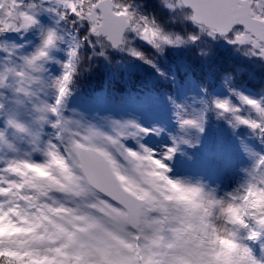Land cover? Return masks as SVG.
<instances>
[{"label": "clouds", "instance_id": "9594fccd", "mask_svg": "<svg viewBox=\"0 0 264 264\" xmlns=\"http://www.w3.org/2000/svg\"><path fill=\"white\" fill-rule=\"evenodd\" d=\"M48 3L56 5V15L65 13L55 0ZM29 5L19 9L0 0L3 18L15 24L13 32L35 27L23 28L20 13L31 11ZM41 46L42 40L26 55L3 49L9 59L0 64V152L9 157L0 164V264H250L243 249L264 240V168L256 161L226 192L201 180L170 178L164 163L169 150L175 149L174 156L180 144L194 146L180 139L160 158L152 152L146 161L150 183L146 188L128 185L132 214L115 217L84 172L101 170L93 167L90 153L72 143L73 132L84 147L99 138L89 134L87 125L63 128L61 117L68 119L57 101L65 69L60 78L45 79L47 49L34 65L27 63ZM72 83L73 78L63 102ZM102 171L111 186L124 188L126 182L115 172Z\"/></svg>", "mask_w": 264, "mask_h": 264}, {"label": "snow or ice", "instance_id": "6c2138e0", "mask_svg": "<svg viewBox=\"0 0 264 264\" xmlns=\"http://www.w3.org/2000/svg\"><path fill=\"white\" fill-rule=\"evenodd\" d=\"M10 2L19 9L25 7L22 0H10ZM55 2L58 6L66 9L63 15L57 13L58 22L70 21L73 26L86 24L91 36L96 37L98 42L103 43L106 41L113 48H118L126 42L124 34L128 30L157 49L160 48L161 44L178 45L183 43L179 37L173 40L162 34L147 18L137 17L131 13L129 6L121 3L120 0H55ZM168 7L170 9L180 8L181 10L190 9L191 14L186 15L185 18L195 24L201 33H206L213 38L218 35L231 44L247 47L248 52L246 54L264 59V0H177L175 4H169ZM29 8L31 11L20 13V16L26 21L23 24L24 29L38 25L36 19V14L39 11L38 7L32 4L29 5ZM47 10L52 11L51 9ZM14 28V22L5 20L3 10L0 9V34L13 31ZM61 39L56 30L49 29L42 32V46L27 63L34 65L36 60L47 55L46 49H53ZM190 39L195 42L197 37L192 36ZM128 51L137 58L143 59L133 49ZM68 55L69 61L63 65L65 75L59 83L60 99H58L57 104L61 107L63 106V98L68 93L69 83L73 78L72 74L76 71L74 62L78 61V52L75 48ZM234 95L237 96L241 105L264 118V104L238 93H234ZM213 107L217 110L219 116H230V126L234 128L246 126L252 131L260 133L261 138H264V122L241 115V107L234 106L228 100L215 101ZM53 111H57V109H53ZM180 111L182 112L183 109ZM179 119L182 131L188 128L203 131V113L188 118L180 116ZM61 120L65 131H72L71 125L79 126L78 122L63 120V117H61ZM9 123L19 127L12 120ZM53 127H57V125L54 124ZM130 128L137 129V126L134 124H116L113 128V135H107L94 128H89V134L99 138V143L90 147H84L82 144L76 143L78 137L75 136L74 132V139L72 140L76 148L92 155L91 163L93 167L101 171L93 174L90 168H85L84 172L89 181L104 194L102 200L104 207L109 209L115 217L122 219H127L132 214L127 195L128 185L146 188L150 183L146 175V161L151 160L153 155L150 149L142 145H140L139 151L129 149L126 146L125 141L129 138H135L138 133L147 134L148 131L141 128L137 129L136 132H130ZM58 139L60 138L58 137ZM173 151L175 149H170L164 159H171ZM249 154L256 158L261 168H264V155L258 156L255 152ZM157 166L160 165L157 164ZM102 170L115 172L121 180L126 182L124 188L111 186ZM253 255L251 249H243V256L248 257L250 264H264V261L253 259Z\"/></svg>", "mask_w": 264, "mask_h": 264}, {"label": "trees", "instance_id": "16d2710c", "mask_svg": "<svg viewBox=\"0 0 264 264\" xmlns=\"http://www.w3.org/2000/svg\"><path fill=\"white\" fill-rule=\"evenodd\" d=\"M120 2L129 6L130 12L137 17L147 18L162 34L173 40L179 37L183 43L161 44L157 49L135 33L131 36L127 31L124 47L120 52H114L107 44L104 48L95 46L96 39L86 36L88 27L76 25L73 27L76 32L72 30V33L78 62L70 85V96L84 100L86 104L98 103L100 99H104L122 114L123 123L129 117L126 114L123 92L140 89L149 95L148 90L151 88L172 90L175 83L186 85L190 80L205 90L209 100L217 94L232 101V104L238 103L239 100L234 95L238 93L264 104V59L246 54L247 47L231 44L226 39L215 38L211 42L206 33L199 35V28L185 18L189 13L181 9L171 12L161 0ZM192 36L197 37L194 43L190 39ZM129 49L139 53L143 59L130 54ZM104 114L106 113H102ZM248 114V118H257L252 110ZM212 119L215 131L219 132L222 120L226 119L225 122L230 124L231 118L227 115L219 116L215 109ZM255 133V138L260 139L264 146V138ZM247 138L246 126H241L237 131L230 125L227 127L225 140L235 158L250 150Z\"/></svg>", "mask_w": 264, "mask_h": 264}, {"label": "rangeland", "instance_id": "374dc122", "mask_svg": "<svg viewBox=\"0 0 264 264\" xmlns=\"http://www.w3.org/2000/svg\"><path fill=\"white\" fill-rule=\"evenodd\" d=\"M172 3L175 4L176 0H172ZM23 4L24 5L34 4L37 7L42 6V8L36 14L38 25L31 28L27 32L16 33L13 31H8L2 35V39L0 40V64H3V62H6L9 59L8 53L6 51H3V49L11 50L15 48L16 50H18L17 55L21 53L25 55L29 54L35 51L37 47H39L41 43L42 32H45L49 29L57 31L58 29H61V28L63 29L65 24H68V22H64V21L58 22V16L56 15L57 7L55 4H49L47 0H44L43 3H41V0H23ZM47 9H51L52 11H48ZM44 10L45 12L42 14ZM170 10L171 12H177L178 10H180V8H175V9H170ZM53 16L55 18H53ZM77 26H80V25L78 24ZM82 26L83 28L88 27L86 24ZM193 26L196 27L195 25ZM198 30H199L198 31L199 35L202 36L204 33H201L200 29ZM89 35L90 33L88 31L86 36L90 37ZM205 35L208 36L207 34ZM208 37L211 42L215 41L214 40L215 38L210 37V36ZM94 44L97 47L104 48L106 43L105 42L101 43L95 40ZM220 45L222 46V44ZM70 48H72V46H71V41L69 39V41L67 42L65 46L61 44V47H59L56 44V46L50 50V53H49L50 72H48V76H46L45 78L46 80H48L49 82H52L53 80L60 78L62 76L63 71H64L63 65L66 64L67 52H69ZM176 90H181L179 85H177ZM190 91L192 92V94H195L197 92H203L202 90H196L195 87L191 88ZM187 94H188L187 92L186 93L180 92V94L178 92L179 96L178 98L176 97L177 100H174L171 106L168 105L167 99H164L160 102V104H163V102L165 103L161 106L162 115H160V118L162 120H160L161 123L160 125H158V127H156L158 123L154 121V118H150V116L152 115L155 116V114L152 113V115H145V111H148V108L146 106V101L144 98H142V100H140L139 102L131 103L130 109L132 113H129V117L131 116V118L127 116V124H134L137 126V129L142 128L148 131H147V134L138 133L135 136V138H133L131 141H128V140L125 141V144L129 149L136 150V151H139L140 145H142L143 147L150 149L152 152H155L157 154V158H160L166 153V151L169 148H172L174 144L181 139L180 135H183V139L188 140L191 145H194V146H190L192 147V150L188 147L186 155H188V157L190 158V162L192 164H193L192 158H195L196 164H194V167L189 166V161H185L183 159L185 145L180 144L179 150L175 153V156H172L170 160H164V163L170 169V172H169L170 178H173V179L189 178L193 181L201 180L207 183L211 187L218 188L221 192L231 191L243 180L244 172L246 169H249V168H247L246 166H243L241 172L237 171L236 173L234 172L225 173L226 168L232 167L230 165L231 161L228 162L227 159H230V157L233 156V154L232 152L230 153L229 149H228L229 152H226V153L224 152V143L221 145V149H222L221 154L219 153L215 154L213 149L215 150L220 149L221 139L219 137L216 138V131L214 133L213 125L210 124L211 139H212L210 150L212 147V143H213V148H212V151H208L209 154L207 152V155H205V151L202 150L205 148L204 144L207 143L206 135H202L201 137L200 131H198L197 129H188L185 131H182L180 129V119H179L180 116H183L184 118H188L189 116H192V115H199L201 114V106L204 104L208 106V103L206 102L205 97H203L204 95H202V98L200 99V101L198 100L197 102L196 100H191V99L188 100ZM212 98H214L213 103L215 101H225V98L223 96H220L217 94H214ZM52 100H54V95L50 92L49 101L52 102ZM74 102L75 101H72V103L68 104L67 99H66V103L68 104L67 116H66L64 104L62 106V115L66 119L70 121L78 122L79 124H82V125L90 126L94 128L95 130H98L107 135L114 134L113 128L115 126V122L113 121L112 118L102 117L101 119L93 120L91 119L89 115H87L89 110L88 108H85L86 107L85 105L81 104L83 105V108L85 109V111H82L80 109L73 110L72 105L74 104ZM230 102L232 103V101ZM213 103L211 99L212 105L208 107L210 108L209 115L210 113L213 112V110H215L214 107L212 109ZM78 104H80L79 101H78ZM198 105L200 106V109H198ZM233 105L238 106L237 103H233ZM181 109H183L182 112L180 111ZM104 111L113 112L114 109L110 106H106L104 108ZM250 112L251 111L249 110V112H247L246 114L249 116L248 113ZM242 114L243 112H241V115ZM87 118L90 121H93L94 123L85 122L86 121L85 119ZM221 123H222L221 135L224 137L225 131H227V127H229L230 124H228V121L226 124L224 120H222ZM3 127H4V117L0 116V129H3ZM159 128L162 130L160 131ZM133 130L135 129H131V128L129 129L130 132H132ZM152 137H155L154 139L155 141H153ZM210 152L212 153L210 154ZM178 156L180 157V159H178ZM8 158L9 157L7 154H5L4 152H0V164H2ZM36 159H39V157H36ZM248 162H250V159H247V164ZM224 165L226 166L225 169L223 167ZM219 170H223V172ZM250 245L251 247H253V249L258 248L260 250V254H259L260 260L264 261V254H262L264 251V241L261 240L259 243H255V244L250 243ZM254 251L257 255L258 253L257 250L255 249Z\"/></svg>", "mask_w": 264, "mask_h": 264}, {"label": "water", "instance_id": "95a60500", "mask_svg": "<svg viewBox=\"0 0 264 264\" xmlns=\"http://www.w3.org/2000/svg\"><path fill=\"white\" fill-rule=\"evenodd\" d=\"M190 10V9H189ZM217 37L221 38L220 36L217 35Z\"/></svg>", "mask_w": 264, "mask_h": 264}]
</instances>
